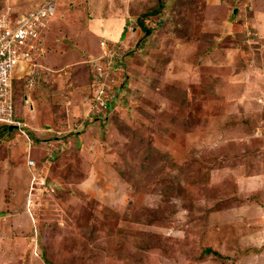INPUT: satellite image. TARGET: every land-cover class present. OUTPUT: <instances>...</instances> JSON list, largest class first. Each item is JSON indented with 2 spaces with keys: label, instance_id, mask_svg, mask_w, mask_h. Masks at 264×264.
I'll use <instances>...</instances> for the list:
<instances>
[{
  "label": "rangeland",
  "instance_id": "rangeland-1",
  "mask_svg": "<svg viewBox=\"0 0 264 264\" xmlns=\"http://www.w3.org/2000/svg\"><path fill=\"white\" fill-rule=\"evenodd\" d=\"M57 8L0 126V264L264 262V0Z\"/></svg>",
  "mask_w": 264,
  "mask_h": 264
},
{
  "label": "built area",
  "instance_id": "built-area-1",
  "mask_svg": "<svg viewBox=\"0 0 264 264\" xmlns=\"http://www.w3.org/2000/svg\"><path fill=\"white\" fill-rule=\"evenodd\" d=\"M56 10L57 0H45L16 15L7 7H0V123L20 124L14 118L15 81H22V88H36L42 77L43 65L38 56L46 52L44 34ZM100 44L104 50L92 60L95 74L102 75V57H106L109 67L115 70L125 54L118 52L113 44V48L109 47L106 41ZM24 96L28 102V93ZM29 163L32 165L35 161L30 160Z\"/></svg>",
  "mask_w": 264,
  "mask_h": 264
},
{
  "label": "trees",
  "instance_id": "trees-1",
  "mask_svg": "<svg viewBox=\"0 0 264 264\" xmlns=\"http://www.w3.org/2000/svg\"><path fill=\"white\" fill-rule=\"evenodd\" d=\"M159 2H160V1H159ZM160 5H161V3H160L157 7H154L153 9L146 10L145 12H142V13L139 14V21H140V23L142 24V26H144V25H143V24H144V21H143L144 17L147 16L148 14L159 12V11H160V8H159ZM93 57H94V56H93ZM93 57H92V58H93ZM92 58H91V59H92ZM42 75H43V73H42ZM40 79H41V78H40ZM37 82H38V81H37ZM15 83H16L17 88H18V87H23V86H22V84H23L22 81H18V80H16ZM3 125H5V126H3ZM0 126L3 127V128H5V129L8 131V129L10 130L11 127H14L15 125H12V124H9V123H8V124H7V123H0ZM7 126H9V127H7ZM15 127H16V126H15ZM212 249H214V248H210V247H208V248H206V251L210 253V252L213 251ZM217 251H219V250H217ZM203 252H205V251H203ZM219 253H220V252H219Z\"/></svg>",
  "mask_w": 264,
  "mask_h": 264
},
{
  "label": "crops",
  "instance_id": "crops-1",
  "mask_svg": "<svg viewBox=\"0 0 264 264\" xmlns=\"http://www.w3.org/2000/svg\"><path fill=\"white\" fill-rule=\"evenodd\" d=\"M59 1H60V0H59ZM59 1L57 0V4H58V6H59ZM57 10H58V9H57ZM57 10H56V11H57ZM50 21H51V20H50ZM45 39H46V37L44 38V42H45ZM45 54H46V52H45ZM45 54L42 56V58H43V57H46ZM42 61H43V60H42ZM256 259H257V258H255V260H256ZM258 259H259V257H258ZM254 262H257V264H264V262H258V261H254Z\"/></svg>",
  "mask_w": 264,
  "mask_h": 264
},
{
  "label": "bare ground",
  "instance_id": "bare-ground-1",
  "mask_svg": "<svg viewBox=\"0 0 264 264\" xmlns=\"http://www.w3.org/2000/svg\"><path fill=\"white\" fill-rule=\"evenodd\" d=\"M249 54V53H248ZM245 55V54H244ZM248 56V55H247ZM235 64V63H234ZM124 67V66H123ZM137 70V69H136ZM138 76V75H137ZM173 79V78H172ZM131 82V81H130ZM132 83V82H131ZM260 83V82H259ZM134 84V83H133ZM132 84V85H133ZM205 84V83H204ZM128 87V86H127ZM126 90V89H125ZM47 116H48V114H47ZM35 127V126H34ZM28 128V127H27ZM33 129V128H32ZM88 132V131H87ZM90 134V133H89ZM91 135V134H90ZM86 142V141H85ZM33 146V145H32ZM16 147H18V146H16ZM12 151V150H11ZM8 154V153H7ZM9 162V161H8ZM8 191V190H7ZM5 198V197H4ZM17 201V200H16ZM20 201H21V199H20ZM15 206V205H14ZM235 210H236V208H235ZM47 213V212H46ZM233 213L235 214V212L233 211ZM6 215V214H5ZM7 259V258H6ZM7 261V260H6ZM66 261V260H65Z\"/></svg>",
  "mask_w": 264,
  "mask_h": 264
},
{
  "label": "clouds",
  "instance_id": "clouds-1",
  "mask_svg": "<svg viewBox=\"0 0 264 264\" xmlns=\"http://www.w3.org/2000/svg\"><path fill=\"white\" fill-rule=\"evenodd\" d=\"M57 7H58V4H57ZM57 9H58V8H57ZM14 125H15V124H14ZM15 126H17V125H15ZM12 128H13V127H12ZM12 128H11V129H12Z\"/></svg>",
  "mask_w": 264,
  "mask_h": 264
},
{
  "label": "water",
  "instance_id": "water-1",
  "mask_svg": "<svg viewBox=\"0 0 264 264\" xmlns=\"http://www.w3.org/2000/svg\"><path fill=\"white\" fill-rule=\"evenodd\" d=\"M12 128V127H11Z\"/></svg>",
  "mask_w": 264,
  "mask_h": 264
}]
</instances>
